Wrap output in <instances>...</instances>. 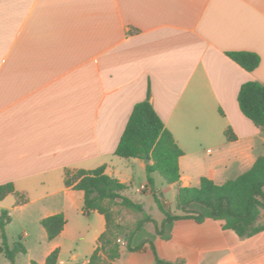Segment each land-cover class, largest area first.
<instances>
[{"label": "crops", "instance_id": "crops-1", "mask_svg": "<svg viewBox=\"0 0 264 264\" xmlns=\"http://www.w3.org/2000/svg\"><path fill=\"white\" fill-rule=\"evenodd\" d=\"M240 50L258 53V68L247 71L226 54ZM248 80L264 84V0H0V185L13 182L28 198L0 200L11 216L8 237L14 212L33 205L41 247L29 264L56 248L61 264H89L107 222L84 214V192L66 186L67 168L105 165L145 208L133 197L129 168L147 174V162L125 158V170L115 152L149 88L184 151L180 181L171 184L177 196L203 176L222 184L247 171L264 155V132L238 102ZM141 186L136 192L152 193L148 179ZM57 213L67 222L50 240L42 220ZM25 215L28 242L34 233ZM154 242L166 264H264V229L243 237L219 219L176 220L170 238ZM114 264H156V257L149 246H121Z\"/></svg>", "mask_w": 264, "mask_h": 264}, {"label": "trees", "instance_id": "trees-1", "mask_svg": "<svg viewBox=\"0 0 264 264\" xmlns=\"http://www.w3.org/2000/svg\"><path fill=\"white\" fill-rule=\"evenodd\" d=\"M226 54L247 71H254L261 63V56L256 52L240 50ZM238 102L243 114L264 132V84L256 80L244 82L238 93ZM226 134L231 140L236 138L231 128L226 130ZM115 153L123 158H150L146 165L147 179L165 218L161 223L153 218L141 202L126 194L128 185L106 172L105 165L90 170L67 168L66 186L84 192V214L99 212L107 222L89 264H114L120 256L121 245L117 239L121 235H124L129 251H140L149 246L155 253L156 264H166L158 256L154 240L157 236L170 238L174 222L180 219H194L197 222L208 218L219 219L223 221L224 228L234 230L243 237L264 229V225L258 222L264 210V155L259 156L247 171L222 184L203 176L196 186L179 187L178 212L168 211L154 191L152 175L158 172L168 184L178 183L181 177L180 158L184 151L155 110L150 88L146 99L135 104ZM11 193L17 196L18 204L28 201L24 193L15 189L13 182L0 185V200ZM114 204L138 212L141 217L133 226H124L113 217ZM10 221L9 211L3 209L0 212V252L9 259L10 264H15L19 255L27 253V248L20 240L10 242L6 229ZM66 222L64 213H57L45 217L42 225L48 238L53 240L62 232ZM150 223L155 226V232L149 231L147 225ZM58 257L59 249L56 248L44 263L35 260L31 263L61 264Z\"/></svg>", "mask_w": 264, "mask_h": 264}, {"label": "rangeland", "instance_id": "rangeland-1", "mask_svg": "<svg viewBox=\"0 0 264 264\" xmlns=\"http://www.w3.org/2000/svg\"><path fill=\"white\" fill-rule=\"evenodd\" d=\"M117 160H121V165H124L123 169H127L129 167H126L129 162L130 159H125L122 157H117ZM128 170V169H127ZM129 171H131L134 180H133V188H132V192H133V197L136 199H141L143 201H145V208L146 211L149 212L153 218H155L158 222L160 219H162L163 214H165L160 207L158 206L155 197L153 195V192H136V189L138 187L141 186L142 183H146L147 182V174L145 172H143L137 165L132 164L129 168ZM153 178L155 181V192L157 193V195L159 196V198L161 199V201H166L167 205L166 207L168 208V211L170 212H178L177 210V187L175 185H171L168 184L165 179L161 176V174H159L158 172L153 173ZM32 207H34L32 205ZM32 207H27L25 210L26 211H22V210H18L14 212V221L12 223V227L9 228L8 232H9V240L10 242H14L16 240H20L22 241V243L26 246V248H30V254L28 255H20L17 258V264H29L30 261V257H36L38 258L39 256V251L38 248L41 247L37 242L40 239V236L38 234V227H40V225H38V222H34V218H31V213H32ZM112 212H113V217L114 219L123 224L124 226L127 227H131L133 226L136 221L139 219V217H141V214L129 209H125L120 207L119 205L114 204L112 206ZM26 214L25 216H27V218L29 219L28 223H29V229L32 230V232L34 233L33 236L31 238L28 239V242L25 240V237H23L21 231V222L19 220L20 215L21 214ZM98 216V215H95ZM100 216V215H99ZM160 223V222H159ZM23 224V222H22ZM148 229L151 231L155 232V226L150 223L147 225ZM128 232V231H127ZM126 232V233H127ZM124 235H121V237H123ZM74 246H69L67 248V255H70V252H74ZM82 257H79V261L82 260ZM35 259V258H34ZM36 261V260H35ZM5 262H8V258L5 257V255L3 253L0 252V264H4Z\"/></svg>", "mask_w": 264, "mask_h": 264}, {"label": "built area", "instance_id": "built-area-1", "mask_svg": "<svg viewBox=\"0 0 264 264\" xmlns=\"http://www.w3.org/2000/svg\"><path fill=\"white\" fill-rule=\"evenodd\" d=\"M141 189L142 190H144V189H146V186L145 185H142L141 186ZM117 241H118V243L121 245V246H125L126 245V239H125V237H119L118 239H117Z\"/></svg>", "mask_w": 264, "mask_h": 264}, {"label": "water", "instance_id": "water-1", "mask_svg": "<svg viewBox=\"0 0 264 264\" xmlns=\"http://www.w3.org/2000/svg\"><path fill=\"white\" fill-rule=\"evenodd\" d=\"M145 161H146L147 163H149V162H150V158H149L148 156H146Z\"/></svg>", "mask_w": 264, "mask_h": 264}]
</instances>
